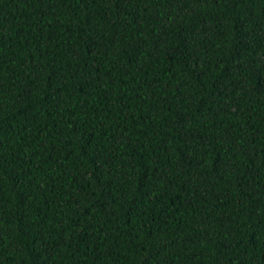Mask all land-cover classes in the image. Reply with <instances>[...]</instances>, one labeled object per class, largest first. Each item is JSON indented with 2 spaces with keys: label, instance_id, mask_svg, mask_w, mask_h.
I'll return each instance as SVG.
<instances>
[{
  "label": "trees",
  "instance_id": "16d2710c",
  "mask_svg": "<svg viewBox=\"0 0 264 264\" xmlns=\"http://www.w3.org/2000/svg\"><path fill=\"white\" fill-rule=\"evenodd\" d=\"M0 264H264V0H0Z\"/></svg>",
  "mask_w": 264,
  "mask_h": 264
}]
</instances>
